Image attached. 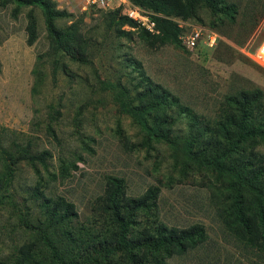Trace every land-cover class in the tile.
I'll return each instance as SVG.
<instances>
[{
	"label": "rangeland",
	"instance_id": "rangeland-1",
	"mask_svg": "<svg viewBox=\"0 0 264 264\" xmlns=\"http://www.w3.org/2000/svg\"><path fill=\"white\" fill-rule=\"evenodd\" d=\"M130 1L156 18L153 31L114 5L0 0V264H264L260 238L250 245L228 230L236 205L222 196H233L236 175L220 179L213 166L203 167L222 191L199 185L198 144L173 143L178 134L203 132L198 121L239 120L227 97L240 91L261 97L249 110V129L231 134H255L264 69L249 54L264 37V0ZM44 3L61 12L52 17L60 46ZM196 26L218 33L215 48L179 43V33ZM162 30L171 40L160 42ZM153 83L171 97L145 121L136 114L155 98L147 93ZM254 151L264 153V145ZM110 178L124 199L153 195L148 206L121 207L126 227L104 208ZM248 198L244 211L259 226ZM69 203L68 215L76 214L67 218L58 204ZM159 222L199 224L207 238L168 256Z\"/></svg>",
	"mask_w": 264,
	"mask_h": 264
},
{
	"label": "trees",
	"instance_id": "trees-1",
	"mask_svg": "<svg viewBox=\"0 0 264 264\" xmlns=\"http://www.w3.org/2000/svg\"><path fill=\"white\" fill-rule=\"evenodd\" d=\"M140 6L143 3H150L148 0H134ZM153 1V0H152ZM45 5V15L47 21V29L55 37V42L57 46H60V38L56 36V32L53 27L52 17L60 11H54L48 4ZM119 9L115 10L118 12ZM156 19L155 17H152ZM132 22L135 20L129 18ZM30 32L29 42L33 41V34ZM178 35V41L181 42L180 35ZM160 42L164 43L171 40L169 34L162 30L160 36ZM147 93L151 96L155 94V98L148 105L146 109H139L136 114L140 119L145 120L146 114L151 109L159 107L163 103H167L171 97L169 90L164 88L159 83H153L147 89ZM260 91H240L235 96L227 97V103L232 105L234 108L241 111L242 116L237 120L233 116L227 117L225 120L219 119L214 121L212 124L209 122L198 121V123L203 124V132H198V135L188 133L187 136L178 134L176 139L173 138V143L177 144V140L186 139L192 141L197 145L198 148V184L208 185L213 191L218 187L221 191L220 186H215L212 183V179L206 177V169L203 167L213 166V170L216 171L217 178L223 179V174L234 173L237 177L235 184V193L233 196H229L228 192L225 190L223 193V200L228 201L233 199L235 201V212L233 213L232 221L228 222V230L231 234L238 239L240 242L246 241L250 245L253 244L252 237L255 236L260 238L264 242V182L261 181V176L264 174V153L260 151H254V148L258 145H264V115H259L256 117L257 126L252 130L251 136L247 137H233L231 134L232 129L242 131L248 130L250 126V119L248 117L249 110L257 105L260 101ZM143 100V98H142ZM129 100L123 105L131 112L133 108L128 107ZM152 129V128H151ZM155 131V130H154ZM209 131V133L207 132ZM250 133V132H247ZM253 139V140H252ZM252 140V141H250ZM175 141V142H174ZM196 146V145H193ZM247 148H249L247 153ZM41 157V156H40ZM207 172V171H206ZM252 172V173H251ZM251 173V175H250ZM113 181V183L111 182ZM116 179L110 178L104 195V208L106 211L110 212L114 223L118 226L126 227L128 224V219L121 216V207H130L135 210L141 208L149 202L153 195L148 196V194L138 197V198H126L124 199L121 192H119V185H115ZM229 189V185L225 186ZM157 192V188H155ZM156 195V194H154ZM252 196L255 198L257 209L254 210L258 213L259 226H256V216L251 217L249 214L245 213L244 202L245 199ZM60 209L66 214V217L75 215V212L69 214V210L73 209L74 205L69 203L63 206V204H58ZM148 206V205H147ZM250 206H247L246 210H249ZM226 224V223H225ZM227 225V224H226ZM154 227L159 231V237L161 239V247L165 248L166 255L170 256L172 254H184L189 249L195 248L200 245L207 237L204 228L199 224L191 225L187 228H173L168 227L162 223H155ZM123 241V240H122ZM165 255V256H166ZM134 262L137 264H144L139 258H133ZM158 260V259H157ZM161 264H167L163 262Z\"/></svg>",
	"mask_w": 264,
	"mask_h": 264
},
{
	"label": "built area",
	"instance_id": "built-area-1",
	"mask_svg": "<svg viewBox=\"0 0 264 264\" xmlns=\"http://www.w3.org/2000/svg\"><path fill=\"white\" fill-rule=\"evenodd\" d=\"M88 3H98L101 6L113 5L117 8H121L122 12L129 18L143 24L149 30L155 29V21L145 14L140 7L134 5L130 0H86ZM180 39L182 45L187 49H194L195 47L203 46L209 49H213L217 46L219 35L218 33L208 27L196 26L191 30H183ZM249 57L255 64L264 69V37L250 52Z\"/></svg>",
	"mask_w": 264,
	"mask_h": 264
}]
</instances>
